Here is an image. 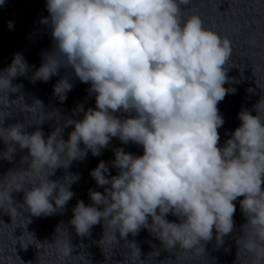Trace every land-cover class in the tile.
Here are the masks:
<instances>
[{"label":"clouds","instance_id":"obj_1","mask_svg":"<svg viewBox=\"0 0 264 264\" xmlns=\"http://www.w3.org/2000/svg\"><path fill=\"white\" fill-rule=\"evenodd\" d=\"M4 3L0 0V6ZM190 4L191 0H46L49 16L41 23L51 29L53 47L43 54L31 79L48 82L61 69H70L80 82L90 83L96 106L85 111L79 105L83 119H68L47 137L41 127L31 133L21 123L4 127L7 116L3 118L0 141L5 148L0 159L12 162L17 146L28 154L21 158L27 168L0 177V210L12 218L18 211L12 193L20 191L22 206L31 216L63 209L78 177L65 176L63 182L49 177L85 158L88 151L100 155L116 137L123 144L142 146L143 155L120 148L111 162L117 175H110L104 161L91 170L104 191L90 189L92 204L78 200L72 209L70 224L78 236L102 224L104 233L110 229L111 241L118 243L144 228L166 250L204 252L214 230L221 244L234 231V201L243 197L239 203L246 223L236 240L237 258L243 247L253 254V264H264V97L253 106L256 115L246 109L238 113L240 126L220 147L218 129L224 120L217 105L235 92L224 87L231 41L204 27L199 15L185 18L184 8ZM28 71L20 53L0 69L6 107L21 98L9 100V93L22 87L13 85V79ZM71 89L69 79L62 77L53 94L63 102ZM36 105L44 108L38 99L25 108L35 111ZM68 126L74 127L65 140L62 133ZM169 214L177 220L167 219ZM129 244L140 257L136 243ZM59 252L63 258L73 256V246L68 241Z\"/></svg>","mask_w":264,"mask_h":264}]
</instances>
